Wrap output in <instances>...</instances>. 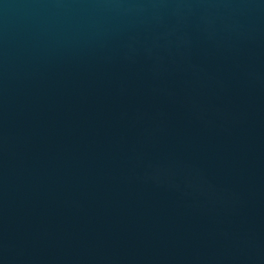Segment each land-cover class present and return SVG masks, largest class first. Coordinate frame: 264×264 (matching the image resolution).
Returning a JSON list of instances; mask_svg holds the SVG:
<instances>
[{"label":"water","instance_id":"1","mask_svg":"<svg viewBox=\"0 0 264 264\" xmlns=\"http://www.w3.org/2000/svg\"><path fill=\"white\" fill-rule=\"evenodd\" d=\"M0 264H264V0H0Z\"/></svg>","mask_w":264,"mask_h":264}]
</instances>
